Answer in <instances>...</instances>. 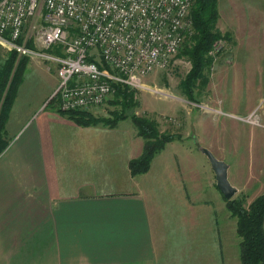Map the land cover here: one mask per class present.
<instances>
[{"label": "crops", "instance_id": "crops-1", "mask_svg": "<svg viewBox=\"0 0 264 264\" xmlns=\"http://www.w3.org/2000/svg\"><path fill=\"white\" fill-rule=\"evenodd\" d=\"M52 80L50 97L58 75ZM46 102L24 110L22 119L13 110L8 121L12 134L0 155V264H159L154 222L167 217L162 201L191 209L185 189L196 190L200 181L201 170L186 162L193 156L184 146L187 135L156 154L147 173L132 176L130 160L143 152L145 139L130 118L116 127L82 126ZM208 147L227 161L223 144ZM231 159V182L243 189L256 184L263 194L264 153L258 160L250 154L247 177ZM235 264H242L240 253Z\"/></svg>", "mask_w": 264, "mask_h": 264}, {"label": "rangeland", "instance_id": "rangeland-1", "mask_svg": "<svg viewBox=\"0 0 264 264\" xmlns=\"http://www.w3.org/2000/svg\"><path fill=\"white\" fill-rule=\"evenodd\" d=\"M218 5L222 12L216 30L230 33L231 39H223L220 49L214 54L213 64L205 71L209 82L196 88V98L185 94L182 86L193 69V62L184 51L186 45L194 42V22L170 65L149 74L144 80L146 86L135 90V98L140 105L133 111L140 116L157 119L162 132L187 135L184 148L190 152L193 148V156L192 162L189 159L186 162L192 169L201 170L196 190L194 187L193 191L185 189V203L192 206L191 209L180 206L173 199L162 201L166 202L164 212L167 217L164 220L159 216L154 222L159 264H235L241 252L237 217L229 211L227 200L217 186L210 160L202 148L209 149L211 143L216 149L223 144L230 151L224 152L228 156L226 162H233L231 158L236 156L237 170L246 177L250 154L254 153L258 160L260 152L264 153V142L259 136L264 134V0H219ZM237 13L241 23L236 27L240 30L234 32L236 27L232 15ZM11 51V47L0 43V68ZM53 52L57 53V50ZM22 56L19 54L18 59ZM28 57L6 122L5 138L9 142L13 128H8V121L13 110V115L20 114L19 119H22L24 110L46 102L50 97L52 79L57 75V65L52 60ZM17 66L18 60L0 102V112ZM114 98L84 110L110 116L112 111L121 109L120 105L112 103ZM253 113L256 116L251 119L253 123L241 119ZM200 120L203 123L201 127ZM252 129L258 130L253 133ZM198 132L199 137L196 135ZM172 152H175L173 147L169 150ZM258 168L256 166L254 170ZM232 185L238 189L234 198H242L245 206L260 195L256 184H251L248 189L236 183ZM177 218L178 223H174ZM165 227L167 231L164 232ZM166 235L168 238L171 236V240L164 241Z\"/></svg>", "mask_w": 264, "mask_h": 264}, {"label": "built area", "instance_id": "built-area-1", "mask_svg": "<svg viewBox=\"0 0 264 264\" xmlns=\"http://www.w3.org/2000/svg\"><path fill=\"white\" fill-rule=\"evenodd\" d=\"M193 3L0 0V43L20 55L52 60L59 78L52 95L58 109L84 110L115 96L116 85L138 90L149 74L167 68L192 28ZM222 42L214 44L212 55Z\"/></svg>", "mask_w": 264, "mask_h": 264}, {"label": "trees", "instance_id": "trees-1", "mask_svg": "<svg viewBox=\"0 0 264 264\" xmlns=\"http://www.w3.org/2000/svg\"><path fill=\"white\" fill-rule=\"evenodd\" d=\"M219 0H195L192 8L195 34L194 42L186 45L184 51L193 62V69L184 79L182 86L185 94L195 99V90L202 84L206 86L209 78L206 70L213 64L215 56L211 54L214 44L223 39H231L230 33H222L216 30L220 17ZM33 46V42L29 43ZM50 51H52L50 49ZM19 58L16 50L10 52L7 60L0 68V102L8 85L14 66L18 60L16 72L12 78L7 94L3 100L0 112V154L8 146L6 140V122L9 117L14 98L17 93L22 75L27 64L28 56ZM114 105H120L121 109L111 112L110 116L95 115L88 110L61 111L56 104V96H53L46 105L48 109H54L69 119L82 126L104 125L116 127L121 120L130 118L138 130V134L145 139L143 152L130 160L132 176L147 173L156 154L164 150L169 142L182 140L180 133L162 132L157 119L140 116L133 110L140 105L135 98V90L128 86L116 85ZM227 207L232 216L237 217V232L241 237L240 258L242 264H264V193L255 198L248 206H245L242 198L226 199Z\"/></svg>", "mask_w": 264, "mask_h": 264}, {"label": "water", "instance_id": "water-1", "mask_svg": "<svg viewBox=\"0 0 264 264\" xmlns=\"http://www.w3.org/2000/svg\"><path fill=\"white\" fill-rule=\"evenodd\" d=\"M202 150L210 160L212 169L216 175L218 188L226 199H233L238 189L232 185L229 179V164L225 160L218 158L210 149L202 148Z\"/></svg>", "mask_w": 264, "mask_h": 264}]
</instances>
